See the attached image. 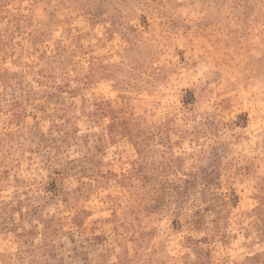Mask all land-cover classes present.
<instances>
[{"label": "rangeland", "instance_id": "1", "mask_svg": "<svg viewBox=\"0 0 264 264\" xmlns=\"http://www.w3.org/2000/svg\"><path fill=\"white\" fill-rule=\"evenodd\" d=\"M0 264H264V0H0Z\"/></svg>", "mask_w": 264, "mask_h": 264}]
</instances>
